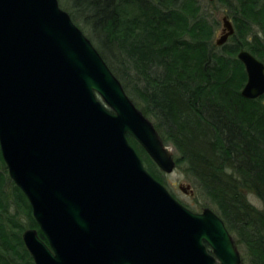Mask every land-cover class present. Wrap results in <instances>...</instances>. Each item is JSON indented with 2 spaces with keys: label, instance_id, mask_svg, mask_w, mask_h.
Listing matches in <instances>:
<instances>
[{
  "label": "water",
  "instance_id": "95a60500",
  "mask_svg": "<svg viewBox=\"0 0 264 264\" xmlns=\"http://www.w3.org/2000/svg\"><path fill=\"white\" fill-rule=\"evenodd\" d=\"M234 33L224 16L216 44ZM237 57L241 94L261 97L264 62L245 48ZM129 135L174 171V147L59 0H0V149L47 239L22 233L35 264H242L222 217L181 203Z\"/></svg>",
  "mask_w": 264,
  "mask_h": 264
},
{
  "label": "trees",
  "instance_id": "16d2710c",
  "mask_svg": "<svg viewBox=\"0 0 264 264\" xmlns=\"http://www.w3.org/2000/svg\"><path fill=\"white\" fill-rule=\"evenodd\" d=\"M59 1L91 28L130 97L128 79L135 82L143 113L176 150L177 167L184 166L244 249L242 264H264V207L249 199L264 202V95L241 94L247 73L237 57L245 48L264 62V0H213L228 8L235 26L222 46L213 44L219 21L201 0ZM128 139L162 182L154 161ZM27 228L47 240L0 149V264H35L22 238Z\"/></svg>",
  "mask_w": 264,
  "mask_h": 264
},
{
  "label": "rangeland",
  "instance_id": "374dc122",
  "mask_svg": "<svg viewBox=\"0 0 264 264\" xmlns=\"http://www.w3.org/2000/svg\"><path fill=\"white\" fill-rule=\"evenodd\" d=\"M201 3L204 5L205 10L211 15V19H217L219 21V25L215 31L214 37H213V44L218 46L216 44L217 39L222 34L223 29V17L226 16L227 12L229 11L227 7H225L223 4H220L218 1L213 2V0H201ZM65 7H62L67 12L71 13L72 10L69 9V6L67 4L64 5ZM126 8L131 13H140L139 8L133 5L131 1L125 2ZM228 16V15H227ZM229 17V16H228ZM230 18V17H229ZM231 19V18H230ZM232 20V19H231ZM75 22V21H74ZM81 30L91 39L93 44L98 46L97 40L95 39V36L93 35L91 28L86 26L81 19H78L77 22H75ZM98 49V48H97ZM99 50V49H98ZM132 79V78H131ZM121 81V80H120ZM122 82V81H121ZM123 84V83H122ZM129 88L133 91L131 95V99L136 104L138 108L141 109V106L143 104L141 98L137 95L136 91L134 90V84L132 80L128 79ZM133 88V89H132ZM127 92V91H126ZM128 94V93H127ZM142 110V109H141ZM150 118V117H149ZM152 121L153 119L150 118ZM154 122V121H153ZM155 124V123H154ZM173 147L172 145H170ZM175 150V149H174ZM175 157L177 156L176 150ZM146 165V164H145ZM157 166V165H156ZM147 167V165H146ZM157 171L159 175L162 178V183L168 188V190L185 206H187L189 209L200 212L205 207H211L213 210H215L214 206L209 203L207 200H205L198 192V188L196 185V182L189 177L186 172L184 171V166H179L174 169L172 173H165L162 170H160L157 167ZM180 185L187 186L189 185L190 188H188V193H185L181 190ZM193 191V194L191 193ZM249 199L252 203H254L256 206L263 208L264 202H262L259 198H257L254 194L249 195ZM242 255H244V249L239 247Z\"/></svg>",
  "mask_w": 264,
  "mask_h": 264
}]
</instances>
